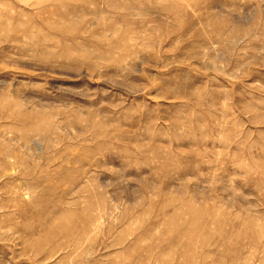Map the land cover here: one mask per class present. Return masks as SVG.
I'll return each mask as SVG.
<instances>
[{
    "label": "rangeland",
    "instance_id": "rangeland-1",
    "mask_svg": "<svg viewBox=\"0 0 264 264\" xmlns=\"http://www.w3.org/2000/svg\"><path fill=\"white\" fill-rule=\"evenodd\" d=\"M0 264H264V0H0Z\"/></svg>",
    "mask_w": 264,
    "mask_h": 264
}]
</instances>
